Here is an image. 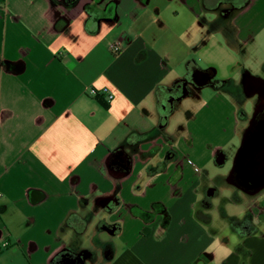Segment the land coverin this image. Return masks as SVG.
<instances>
[{"label":"crops","instance_id":"obj_1","mask_svg":"<svg viewBox=\"0 0 264 264\" xmlns=\"http://www.w3.org/2000/svg\"><path fill=\"white\" fill-rule=\"evenodd\" d=\"M256 61L264 0H0V264H264V188L238 170ZM188 99L239 134L229 174L175 146ZM226 187L249 202L222 230Z\"/></svg>","mask_w":264,"mask_h":264},{"label":"rangeland","instance_id":"obj_2","mask_svg":"<svg viewBox=\"0 0 264 264\" xmlns=\"http://www.w3.org/2000/svg\"><path fill=\"white\" fill-rule=\"evenodd\" d=\"M259 64L262 65L256 61L254 64L250 66L248 65L247 69L264 78V69L261 68ZM206 100L208 102L210 99L206 98ZM252 102H250L249 107H251ZM204 104L205 103H199L196 105V103L191 102V99H188L187 101L184 100L183 110L178 113L175 118H173L172 128H170V131H173L172 133L180 137L182 140L180 144L175 145L181 155L185 156L189 154L191 157L196 159L199 164L198 167L204 171L205 174L209 173V177L215 179L220 174H229L235 161L236 151L241 145V140L239 134L231 137V130L233 129H231V124L229 123V120H227V115L222 111H218L215 107H209L206 111L200 112L197 115V119L194 121H191L190 118H188V112H197ZM182 127L185 128L184 132L180 131V128ZM187 134L188 138L193 136L195 139L194 145L189 146V143L183 141V138L185 139ZM219 149L222 151V155L226 158V163H224L223 166L217 165L216 161L211 157L212 154L216 153ZM224 193L226 198L228 196L230 199V202H228L230 205L227 206L228 211L223 215V209L220 214L218 213L219 211L217 208V211H214L213 213V215L217 218H219L220 215L222 216V218H220L221 220H216L217 223L221 224L220 227L222 230L225 229L227 214H229V212H238L237 214H242V210L249 202V199H247V197L235 187H226V191ZM263 198L264 196L261 197L262 200ZM225 201V198L223 200V198L219 196L218 198L212 200V203H216L214 205H217L218 203L220 204ZM233 204L236 206H233ZM108 237L109 236H103L104 239H107ZM114 240L115 243H119L117 239H113V241Z\"/></svg>","mask_w":264,"mask_h":264},{"label":"water","instance_id":"obj_3","mask_svg":"<svg viewBox=\"0 0 264 264\" xmlns=\"http://www.w3.org/2000/svg\"><path fill=\"white\" fill-rule=\"evenodd\" d=\"M201 79H199L200 83L203 82ZM247 152L249 155L245 157ZM240 166L243 172L250 174L244 177L245 181H252L254 185H258L259 189L264 188V136L262 140H256L255 135L253 136L241 156Z\"/></svg>","mask_w":264,"mask_h":264},{"label":"built area","instance_id":"obj_4","mask_svg":"<svg viewBox=\"0 0 264 264\" xmlns=\"http://www.w3.org/2000/svg\"><path fill=\"white\" fill-rule=\"evenodd\" d=\"M120 49H121V48H120V46L118 45V43L112 45V50H113V52L118 53V52L120 51ZM89 93L91 94V96H97V95L99 94L98 92H95V91H93V90H91ZM112 98H113V96H112V95H109V97H108L109 101H110ZM189 163H190V164H193V161H190Z\"/></svg>","mask_w":264,"mask_h":264},{"label":"flooded vegetation","instance_id":"obj_5","mask_svg":"<svg viewBox=\"0 0 264 264\" xmlns=\"http://www.w3.org/2000/svg\"><path fill=\"white\" fill-rule=\"evenodd\" d=\"M263 136H264V124L261 125L260 131H258V132L255 131V138H256V140L257 139L262 140L263 139ZM248 155H249V153L247 152V154L245 155V157H247ZM238 170L242 171L243 169L242 168L240 169V167H239Z\"/></svg>","mask_w":264,"mask_h":264},{"label":"trees","instance_id":"obj_6","mask_svg":"<svg viewBox=\"0 0 264 264\" xmlns=\"http://www.w3.org/2000/svg\"><path fill=\"white\" fill-rule=\"evenodd\" d=\"M102 95H104L103 93H99L98 95H97V97H100V96H102ZM106 104V103H105Z\"/></svg>","mask_w":264,"mask_h":264}]
</instances>
